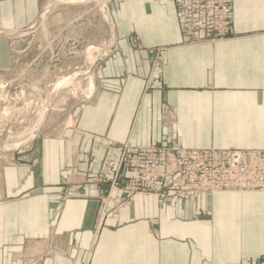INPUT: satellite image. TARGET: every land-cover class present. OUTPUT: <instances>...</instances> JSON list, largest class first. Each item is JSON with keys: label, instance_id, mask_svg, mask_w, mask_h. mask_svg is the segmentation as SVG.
Masks as SVG:
<instances>
[{"label": "crops", "instance_id": "1", "mask_svg": "<svg viewBox=\"0 0 264 264\" xmlns=\"http://www.w3.org/2000/svg\"><path fill=\"white\" fill-rule=\"evenodd\" d=\"M48 1L0 0V25L26 31ZM108 14L114 46L92 98L61 139L35 142L30 163L4 171L0 264H264V192L136 195L109 202L96 227L106 187L92 182L107 141L264 150V0H233L232 36L192 47L173 0H112Z\"/></svg>", "mask_w": 264, "mask_h": 264}, {"label": "rangeland", "instance_id": "2", "mask_svg": "<svg viewBox=\"0 0 264 264\" xmlns=\"http://www.w3.org/2000/svg\"><path fill=\"white\" fill-rule=\"evenodd\" d=\"M111 1L49 0L32 28L14 32L0 25V44L5 52V61L0 68V185L6 169L28 164L34 159L32 145L35 142L61 139L63 131L73 126L77 107L92 98L96 89L95 71L114 46L108 14ZM173 2L183 36L181 45H212L232 36L233 0H229L228 32L223 37L196 41L184 32L177 16V5ZM164 122L167 127L173 122L168 108L165 109ZM167 139L163 146L134 147L110 141L100 145L104 150L103 166L92 182L98 191L101 186L106 189L101 194L96 227L101 225L109 202L115 209L129 204L134 196L141 194L153 195L160 203L182 198L162 201L153 193H129L133 183L128 182L126 176L135 172L132 173L126 159L121 161L127 150L124 148L166 149L177 146L184 149L172 137ZM114 178L117 179L114 181ZM66 189L69 193L70 189ZM113 190L121 193L116 202L111 199Z\"/></svg>", "mask_w": 264, "mask_h": 264}, {"label": "built area", "instance_id": "3", "mask_svg": "<svg viewBox=\"0 0 264 264\" xmlns=\"http://www.w3.org/2000/svg\"><path fill=\"white\" fill-rule=\"evenodd\" d=\"M174 1L183 30L192 40L223 37L228 32L229 0ZM124 149L121 161L126 159L135 172L126 176L133 183L130 194L153 193L165 201L202 193L264 192V151L177 146Z\"/></svg>", "mask_w": 264, "mask_h": 264}]
</instances>
